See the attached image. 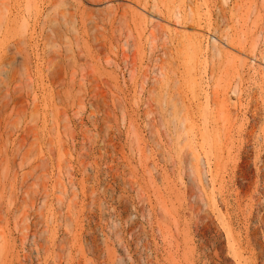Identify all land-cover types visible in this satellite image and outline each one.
<instances>
[{"label": "rangeland", "instance_id": "rangeland-1", "mask_svg": "<svg viewBox=\"0 0 264 264\" xmlns=\"http://www.w3.org/2000/svg\"><path fill=\"white\" fill-rule=\"evenodd\" d=\"M0 264H264V0H0Z\"/></svg>", "mask_w": 264, "mask_h": 264}]
</instances>
